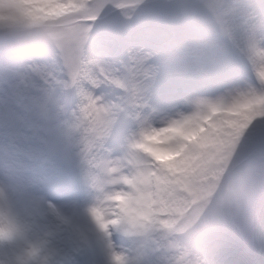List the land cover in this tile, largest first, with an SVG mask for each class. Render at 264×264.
<instances>
[{
  "label": "snow or ice",
  "instance_id": "obj_1",
  "mask_svg": "<svg viewBox=\"0 0 264 264\" xmlns=\"http://www.w3.org/2000/svg\"><path fill=\"white\" fill-rule=\"evenodd\" d=\"M0 264H264V0H0Z\"/></svg>",
  "mask_w": 264,
  "mask_h": 264
}]
</instances>
